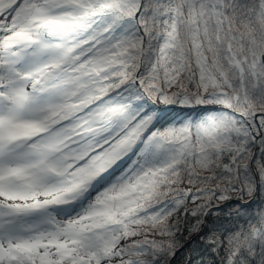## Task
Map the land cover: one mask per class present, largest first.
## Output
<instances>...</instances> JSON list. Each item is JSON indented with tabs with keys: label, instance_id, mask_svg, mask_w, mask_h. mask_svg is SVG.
<instances>
[{
	"label": "snow or ice",
	"instance_id": "6c2138e0",
	"mask_svg": "<svg viewBox=\"0 0 264 264\" xmlns=\"http://www.w3.org/2000/svg\"><path fill=\"white\" fill-rule=\"evenodd\" d=\"M0 264H264V0H0Z\"/></svg>",
	"mask_w": 264,
	"mask_h": 264
}]
</instances>
